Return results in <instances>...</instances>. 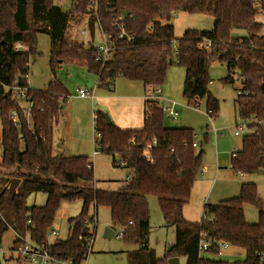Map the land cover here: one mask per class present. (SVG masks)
<instances>
[{
	"label": "trees",
	"instance_id": "16d2710c",
	"mask_svg": "<svg viewBox=\"0 0 264 264\" xmlns=\"http://www.w3.org/2000/svg\"><path fill=\"white\" fill-rule=\"evenodd\" d=\"M122 11L127 14L121 15ZM178 11L208 14L213 25L208 30L185 29L174 39L170 21ZM260 12L264 13V0H71L67 10L54 0H0V244L10 229L14 247L27 236L32 243L43 244L49 256L80 264L91 249L93 233L88 224L94 223L96 208L105 206L110 228H119L123 242L135 245L127 253V264H166L171 256L183 257L184 264H257V254L264 253V210L258 209L255 223H248L243 212L246 203L260 207L256 184L242 182L237 195L205 203L203 216L186 220L183 208L200 172L203 150L192 146V128L164 124L155 100H144L139 128H120L95 114L98 152L109 155L112 165L130 170L122 187L108 190L95 185L87 156L52 151L54 128L69 95L63 83L53 77L44 88L30 89V119L27 122L19 111L17 126L8 118L17 104L4 95L3 84H25L29 61L39 54L37 37L44 33L53 75L61 64H76L95 75L96 87L103 90L111 91L116 78L154 88L164 82L171 64H179L184 68L183 96L187 101L205 97L207 114L214 117L218 103L208 90V68L213 62L223 63L226 74L220 80L232 83L237 78L239 89L246 91L236 94L233 103L250 130L230 156V167L236 173L255 174L264 169V33L256 20ZM84 15L94 28L97 25L109 35L114 50L106 60L98 58L96 47L68 38V28ZM117 22L133 36L129 42L118 37ZM236 30L245 33L234 34ZM16 43L25 48L15 49ZM12 178L19 183L10 196ZM37 192L46 195L44 204L27 205V197ZM148 195L157 198L164 225L174 228V242L163 256L148 244ZM75 200L81 207L77 215L67 218V237L48 242L57 210ZM201 233L210 240L208 254L218 255L216 244L221 241L242 249L244 259L200 257Z\"/></svg>",
	"mask_w": 264,
	"mask_h": 264
},
{
	"label": "rangeland",
	"instance_id": "374dc122",
	"mask_svg": "<svg viewBox=\"0 0 264 264\" xmlns=\"http://www.w3.org/2000/svg\"><path fill=\"white\" fill-rule=\"evenodd\" d=\"M54 3L67 10L71 7V0H54ZM256 20L262 24L261 33H264V13H258ZM213 18L205 13H186L182 11L175 12L172 15L171 23L174 27V39L182 35L185 29L197 28L208 30L213 25ZM87 15L82 20L68 28V38L75 42L84 43L93 47L103 44L104 38L100 28L96 25L94 28V37L90 38L87 27ZM243 30H236L234 34L242 35ZM38 55L30 59L28 64V82L31 87L38 89L44 88L49 80L55 77L63 83L69 95L62 108L61 117L53 132L52 149L54 154L78 155L86 154L93 162V177L95 185L101 189L116 190L123 186L125 177L130 174L127 167L112 165L111 157L101 152L94 151V131L93 114L103 111L96 100L92 101L90 96L79 97L75 93L78 87L94 90L96 87V76L88 72L84 67L76 64H61L55 69L54 75L51 73L49 60V40L48 36L40 33L37 37ZM175 45V41L173 42ZM226 74L225 64L213 62L208 68V75L211 79L208 84L210 95L217 99L218 110L213 120H209L207 114L205 97L198 99L196 105L182 94V83L184 78V68L179 64H171L167 70L164 82L159 86L160 89L167 87L173 91L177 98L171 96L162 97L159 101L161 107L168 106L171 101H176L179 114L175 119L167 118L164 115L163 121L166 126L189 125L193 128L195 141L198 146L195 150L202 149L203 169L198 173L193 183L190 198L183 208V215L187 220L194 221L199 219L202 213L203 203H217L218 201L232 197L238 194L241 177L231 171L228 166L231 151L239 145L241 137L250 132L247 127L239 129V134L234 135L233 131L237 126L244 124L236 114L233 100L236 96V89L241 87L240 80L235 78L232 83H224L220 79ZM98 91L103 90L98 88ZM164 95L166 91H163ZM154 100V99H153ZM94 102V104H93ZM106 112V111H105ZM108 113V112H107ZM109 114V113H108ZM110 115V114H109ZM215 128L216 132L213 131ZM206 130V133H205ZM206 134V140H203ZM218 160L220 164H218ZM244 178L254 179L256 189L260 200V207L246 203L243 206L245 219L248 223L257 221V211L264 210V174L256 173L245 175ZM46 195L41 192L32 193L26 199L27 205H42L45 202ZM149 212V234L148 244L154 250L157 256L164 252L173 244L175 239L174 228L165 226L157 198L154 195H148ZM81 207L80 200L71 203H62L56 212L52 228L57 232L47 235L49 239H65L68 233L67 218L77 215ZM109 222V209L105 206H99L95 218L96 233L93 245L87 257L80 264H127V253L135 245L125 244L120 236L116 235L120 229L115 228L114 234L110 237H104V229ZM92 223H89L90 227ZM14 238L13 232L9 229L2 236L0 249H7L11 246ZM205 257L213 260L241 261L244 259V251L240 248L227 245L218 255L205 254ZM2 260V259H1ZM3 264H16L14 260L4 261ZM32 264V263H24ZM180 264H184V258H180Z\"/></svg>",
	"mask_w": 264,
	"mask_h": 264
},
{
	"label": "built area",
	"instance_id": "2783aa9c",
	"mask_svg": "<svg viewBox=\"0 0 264 264\" xmlns=\"http://www.w3.org/2000/svg\"><path fill=\"white\" fill-rule=\"evenodd\" d=\"M122 15V13H121ZM121 15L117 17V20L119 21L121 19ZM117 27L119 29L118 31V37L122 39L124 42H129L133 36L131 34H128L126 30L124 29L123 25H121L119 22H117ZM85 31H88L87 27ZM104 41L103 44L96 47L97 48V55L98 58L102 60H106L109 58L114 50V46L110 41L109 35L107 33L101 31ZM208 46V45H206ZM15 49H24L25 47L21 45L20 43H16L14 46ZM23 79H25V84H19L18 82H13L10 85H4L3 84V92L4 95L8 94L12 99L15 100L17 104V108H13L10 110L8 118L11 120L13 125L17 126L19 121V115L18 112L21 111L23 117L28 122L30 119V113L31 108L33 106V102L31 101L30 95L28 94L31 86L28 82V74L23 75ZM153 92H159V87L152 88ZM75 93L79 97H85L90 96L92 97V93L87 88H81L78 87L75 89ZM237 94H246V91H241L240 89L236 90ZM2 95V97L4 96ZM154 95H150V91L148 94L144 96V100H152L154 99ZM195 105L198 103L197 99L194 98L191 100ZM177 104L175 102H170L168 106H165L164 108L161 107L163 114L170 119H175L179 112L176 108ZM95 119V118H94ZM242 127H246V124H242L238 126L237 130H235V134L239 133V129H242ZM94 131V130H93ZM99 134L97 132H94V151L93 153H97L99 149V143H98ZM152 143H155V140L152 141ZM192 146L196 147L197 143L194 140L192 142ZM119 165H124V162L119 161ZM129 179V176L127 175L125 177V180ZM201 216H203V211L201 213ZM56 231L50 230L51 235H56ZM116 235L121 236V233L118 232ZM21 238V237H20ZM19 238V239H20ZM228 244L226 242H217L216 246L218 248V254L222 249H224ZM211 248V243L208 238L207 233H201L199 240H198V254L200 257H205V254H208V250ZM12 257L14 262L16 264H24L26 262L32 263V264H70V260H65L61 258L51 257L47 254L44 245H37L35 243H32L27 236L20 239V243L14 247L11 243V246L7 249H0V264L2 263V260L6 261V258ZM258 256V262L257 264H264V253L257 254ZM2 259V260H1Z\"/></svg>",
	"mask_w": 264,
	"mask_h": 264
},
{
	"label": "crops",
	"instance_id": "0c3cea01",
	"mask_svg": "<svg viewBox=\"0 0 264 264\" xmlns=\"http://www.w3.org/2000/svg\"><path fill=\"white\" fill-rule=\"evenodd\" d=\"M31 88H34V87H31ZM90 91L92 93V97H91L92 101L95 99L96 102H97V105L104 112L106 111V113L108 112L110 114V115L109 114L108 115L110 116L111 121L115 125H117L120 128H130V129L139 128V127L142 126L143 118H144V116H143L144 96L146 94H148L149 91H150V95H154L155 96L154 100H155V102H156V104L158 106H160V103H159L160 101L159 100L162 97H164V96H166L168 98V96H171V94H173L175 96L174 98H177L175 93L173 91H170L167 87H164L162 89L159 88V92L156 93V92L152 91V88L144 87V85L141 82H139V81H130V80H126V79H123V78H116L114 80L113 88H112L111 91H107V90L98 91L97 87H95L94 90L90 89ZM163 91L164 92L166 91L167 95H164ZM197 101H198V99H197ZM173 102L176 103V101H174V100H173ZM189 102H191L193 106L195 105L192 101H189ZM93 104H94V102H93ZM176 104L179 105L178 103H176ZM93 117H95V114H93ZM208 118H209L210 121L213 120V117L209 116ZM172 127H190V128H192L189 125H176V126H172ZM237 128H238V126L235 128V130H237ZM213 131L216 132L215 128L213 129ZM234 131H233L234 135H238L239 134V133L235 134ZM205 133H206V130H205ZM196 143H197V146H198V141H196ZM240 146H241V140L239 142L238 147L236 149H234L233 151H231L230 156L232 155L233 152L239 150ZM52 151H53V149H52ZM78 155L87 156L86 154H78ZM91 163H92V168H93V162L91 161ZM218 164H220L219 160H218ZM203 166L204 165L202 164L200 172L202 171ZM228 166L231 169V167H230V159H229ZM231 171L233 173H235V174H238L242 178L240 184L242 182H253V183H255L254 179L244 178V176L246 174L236 173L232 169H231ZM258 173H261V172H258ZM261 174H264V173H261ZM248 175H252L253 176L254 174H248ZM240 184H239V186H240ZM205 203H208V202H205ZM205 203H203V204H205ZM98 208L99 207H97L96 211H95V218H96V214H97ZM185 219L187 220V218H185ZM197 220H194V221H197ZM107 225H108L107 227H110V221L107 223ZM95 230H96L95 223H92V225L90 227L88 226V231L93 233V238H92L90 252L93 251L92 245H93V240H94L95 233H96ZM113 234H114V231H113ZM67 235H68V233H67ZM54 240H56V239H54ZM54 240L50 239V241H49V239H48V242H53ZM164 254H165V252L163 253V255ZM163 255H161V256H163ZM180 258L181 257H179V262H180Z\"/></svg>",
	"mask_w": 264,
	"mask_h": 264
},
{
	"label": "water",
	"instance_id": "95a60500",
	"mask_svg": "<svg viewBox=\"0 0 264 264\" xmlns=\"http://www.w3.org/2000/svg\"><path fill=\"white\" fill-rule=\"evenodd\" d=\"M122 14L126 15L127 13H126V11H122ZM86 25H87L89 36L91 39H93V37H94V22L92 20H89ZM99 114L105 120L106 123L111 122V119H110V116L108 115V113H106L104 111H99ZM259 172L264 173V169L259 170ZM18 183H19L18 178H12L10 180L9 185H8V192H9L10 196H13L15 194L16 187H17ZM112 234H113V230L110 227H105L103 236L104 237H110ZM166 264H180L179 257L178 256L168 257L166 260Z\"/></svg>",
	"mask_w": 264,
	"mask_h": 264
}]
</instances>
